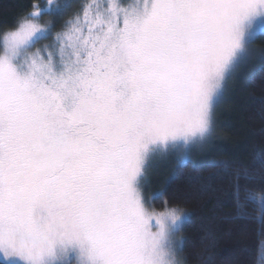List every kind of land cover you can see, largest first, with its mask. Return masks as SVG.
Here are the masks:
<instances>
[{
  "label": "snow or ice",
  "instance_id": "obj_1",
  "mask_svg": "<svg viewBox=\"0 0 264 264\" xmlns=\"http://www.w3.org/2000/svg\"><path fill=\"white\" fill-rule=\"evenodd\" d=\"M70 6L33 4L0 32V257L180 264L171 236L183 216L152 207L145 167L211 135L264 0H80L59 30L39 23ZM244 198L264 222V196Z\"/></svg>",
  "mask_w": 264,
  "mask_h": 264
},
{
  "label": "trees",
  "instance_id": "obj_2",
  "mask_svg": "<svg viewBox=\"0 0 264 264\" xmlns=\"http://www.w3.org/2000/svg\"><path fill=\"white\" fill-rule=\"evenodd\" d=\"M43 3L0 0V32ZM252 44L259 52L255 68L231 90L217 115L219 145L206 160L177 165L155 183L159 198L152 207L162 211L167 201L183 216V264H258L264 245V222L257 219L261 209L244 198L245 190L264 196V166L258 163L264 157V33Z\"/></svg>",
  "mask_w": 264,
  "mask_h": 264
},
{
  "label": "rangeland",
  "instance_id": "obj_3",
  "mask_svg": "<svg viewBox=\"0 0 264 264\" xmlns=\"http://www.w3.org/2000/svg\"><path fill=\"white\" fill-rule=\"evenodd\" d=\"M58 2H64V0H59ZM68 2L71 6L67 8L65 14L62 17L57 18L51 14V16H46L39 20V23L44 25L49 22H54L55 27L53 31L55 32L59 30L63 22L70 18L80 6V0H68ZM254 31L257 32V35L259 33H264V21H258ZM50 40L51 38H49V40H42L36 45V47L39 48L44 44H48L50 43ZM258 54V50L251 43L248 46L246 58L237 66L233 74L225 81L222 94L213 109V131L205 142L199 145L189 146L186 150L182 147L170 148L166 152L156 153L149 158L145 167V180L143 186V193L145 197L151 196L153 193H157L155 190V183L166 179L171 173L173 167L189 161L200 163L203 160H206L209 157V154L213 152L217 145H219L217 127L218 112L220 108L225 105L226 99L228 98L231 90L234 91L235 87L242 83L246 75L254 70ZM185 152L187 153V157L182 158ZM181 239L182 237L180 234V229L171 236L173 246H178L176 251L177 260L180 262V264H183L180 254ZM0 261L5 264V261L2 257H0Z\"/></svg>",
  "mask_w": 264,
  "mask_h": 264
},
{
  "label": "flooded vegetation",
  "instance_id": "obj_4",
  "mask_svg": "<svg viewBox=\"0 0 264 264\" xmlns=\"http://www.w3.org/2000/svg\"><path fill=\"white\" fill-rule=\"evenodd\" d=\"M49 15H50L49 13H46V14L42 15L39 20H41L42 18L49 16Z\"/></svg>",
  "mask_w": 264,
  "mask_h": 264
}]
</instances>
